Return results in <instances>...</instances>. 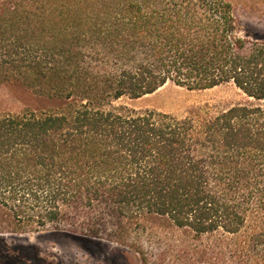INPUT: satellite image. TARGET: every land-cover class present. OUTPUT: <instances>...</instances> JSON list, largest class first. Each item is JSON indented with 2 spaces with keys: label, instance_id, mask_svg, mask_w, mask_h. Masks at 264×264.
Instances as JSON below:
<instances>
[{
  "label": "trees",
  "instance_id": "1",
  "mask_svg": "<svg viewBox=\"0 0 264 264\" xmlns=\"http://www.w3.org/2000/svg\"><path fill=\"white\" fill-rule=\"evenodd\" d=\"M5 81L54 105L0 115L2 252L21 248L3 234L67 232L81 209L97 213L85 238L102 242L97 226L109 227L142 264H189L200 251L207 264H264V107L180 118L115 104L167 83L263 100L264 38L241 33L228 0L7 3ZM144 237L161 240L158 256Z\"/></svg>",
  "mask_w": 264,
  "mask_h": 264
},
{
  "label": "rangeland",
  "instance_id": "2",
  "mask_svg": "<svg viewBox=\"0 0 264 264\" xmlns=\"http://www.w3.org/2000/svg\"><path fill=\"white\" fill-rule=\"evenodd\" d=\"M19 1L0 0V7ZM228 1L235 9L241 33L264 38V0ZM247 102L259 103L264 107V99L257 102L231 84L207 89H190L167 83L152 94L136 100L122 99L115 104H124L138 111L155 110L182 118L199 109L219 111ZM53 105V102L39 98L21 82L0 83V115L19 113L30 108H49ZM96 219V212L73 209L63 224L68 233L52 230L37 233H5L3 238L9 246L21 247L17 249L18 257L22 256L24 260H18L17 256L0 250V264H142L141 255L134 248L112 241L114 237L109 227L97 226L101 230L99 237L102 242L85 238L90 235L85 226L93 224ZM160 241L158 237L151 240L147 237L142 238L144 252L158 256L157 248ZM201 242L208 244L211 241L205 237ZM196 256L189 264H207L203 260V251L198 252ZM165 264H171V260Z\"/></svg>",
  "mask_w": 264,
  "mask_h": 264
}]
</instances>
